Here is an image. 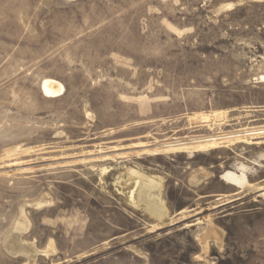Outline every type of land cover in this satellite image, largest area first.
Wrapping results in <instances>:
<instances>
[{
	"label": "rangeland",
	"instance_id": "374dc122",
	"mask_svg": "<svg viewBox=\"0 0 264 264\" xmlns=\"http://www.w3.org/2000/svg\"><path fill=\"white\" fill-rule=\"evenodd\" d=\"M263 74L264 0H0V264H264Z\"/></svg>",
	"mask_w": 264,
	"mask_h": 264
},
{
	"label": "bare ground",
	"instance_id": "6f19581e",
	"mask_svg": "<svg viewBox=\"0 0 264 264\" xmlns=\"http://www.w3.org/2000/svg\"><path fill=\"white\" fill-rule=\"evenodd\" d=\"M255 1H259V0H255ZM257 79V78H255ZM259 79H260V82L264 84V74L262 76H259ZM259 82V83H260ZM258 83V84H259ZM40 90H41V93H42V96L44 98H47V99H52V98H56L62 94H64V87L62 84H60L59 82L55 81V80H51V79H45L43 81H41V85H40ZM216 113V112H215ZM210 115V114H209ZM213 115V113H212ZM215 115V114H214ZM225 115V114H224ZM195 116V115H194ZM219 117V116H218ZM191 120H195V121H200V123H208L210 120H211V117L208 116V115H201L199 117H194V118H191ZM220 121V120H219ZM218 122V121H217ZM219 124V123H218ZM208 125V124H207ZM205 125V126H207ZM203 126V125H202ZM209 126V125H208ZM208 128V127H207ZM211 130V129H210ZM219 137L221 135H216V134H213V135H210L211 137V140H210V144L206 145V144H202V143H199L197 145H195V148H199L200 150H204L206 149V147H210L211 150L217 148L216 146L218 145L217 143V138L216 137ZM239 141V140H238ZM241 142H244V141H241ZM220 143V142H219ZM141 145V144H140ZM159 145V144H158ZM161 145V144H160ZM145 146V145H143ZM156 146V145H155ZM164 145H161L159 147H155V149L153 150L154 152H158L159 149H162V148H168V150L170 151H173V152H180L181 150V147H183L184 145L181 144V143H178L176 144L175 146L174 145H170V146H165ZM154 147V146H153ZM137 148H143V147H137ZM194 148V147H193ZM18 169V168H17ZM240 170L238 172H232V171H227V172H224L222 175H221V179L223 181H225L227 184L231 185V186H234V187H242L243 185H245L247 183V179H246V169L247 167L245 166H241L239 168ZM198 175V174H197ZM207 175V173L205 174ZM201 176V175H199ZM194 177V176H193ZM205 177V176H203ZM203 177H198L196 178L195 180H193V185L194 184H198ZM192 183V182H191ZM202 183V182H201ZM146 202V201H145ZM144 202V203H145ZM145 207L146 209L148 210V212L155 216V217H159L161 218L163 216V212H162V209L161 207L158 205V203H155V201L153 202H146L145 204ZM213 225V224H212ZM19 226V225H18ZM19 229V227H18ZM23 230V228H21ZM17 230V228H16ZM21 230V231H22ZM19 230V232H21ZM10 234V233H9ZM213 234V233H212ZM12 237V236H11ZM213 237V236H212ZM10 239V238H9ZM13 239V238H12ZM17 239V238H16ZM219 239V238H217ZM204 240V239H202ZM212 240V239H211ZM9 242V241H8ZM206 242V241H205ZM15 243V242H14ZM21 244V243H20ZM16 246V245H15ZM18 246V245H17ZM21 246V245H19ZM25 246V245H23ZM7 247V245H6ZM9 247V246H8ZM11 247V246H10ZM12 249V248H11ZM17 249V248H16ZM29 249V248H27ZM10 250V249H9ZM15 250V249H14ZM21 250V249H20ZM16 251V250H15ZM18 251V250H17ZM14 253V252H13ZM19 253V252H18ZM15 254V253H14ZM20 254V253H19ZM22 254V253H21ZM20 254V255H21ZM17 255V254H16ZM29 256V255H28Z\"/></svg>",
	"mask_w": 264,
	"mask_h": 264
}]
</instances>
